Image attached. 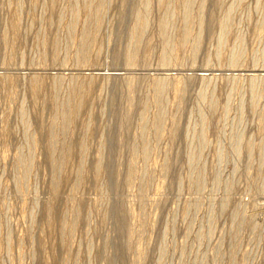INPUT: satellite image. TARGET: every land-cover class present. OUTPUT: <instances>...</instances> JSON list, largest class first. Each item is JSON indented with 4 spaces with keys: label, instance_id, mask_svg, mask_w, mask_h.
<instances>
[{
    "label": "rangeland",
    "instance_id": "374dc122",
    "mask_svg": "<svg viewBox=\"0 0 264 264\" xmlns=\"http://www.w3.org/2000/svg\"><path fill=\"white\" fill-rule=\"evenodd\" d=\"M0 264H264V0H0Z\"/></svg>",
    "mask_w": 264,
    "mask_h": 264
},
{
    "label": "bare ground",
    "instance_id": "6f19581e",
    "mask_svg": "<svg viewBox=\"0 0 264 264\" xmlns=\"http://www.w3.org/2000/svg\"><path fill=\"white\" fill-rule=\"evenodd\" d=\"M183 6H184V5H183ZM132 56H133V55H132ZM132 56H131V57H132ZM133 57H134V56H133ZM70 109H71V108H70ZM71 110H72V109H71ZM73 110H74V109H73ZM64 111H65V110H64ZM67 112H68V111H67ZM67 112H66V115H67ZM62 113H65V112H62ZM68 113H70V112H68ZM74 113H75V112H74ZM67 116H68V115H67ZM69 116H70V115H69ZM64 117H65V115H64ZM63 119H65V118H63ZM67 119H68V117H67ZM67 119H66V120H67ZM64 121H65V120H64ZM48 155H49V154H48Z\"/></svg>",
    "mask_w": 264,
    "mask_h": 264
}]
</instances>
